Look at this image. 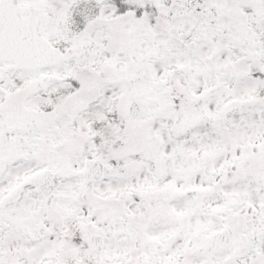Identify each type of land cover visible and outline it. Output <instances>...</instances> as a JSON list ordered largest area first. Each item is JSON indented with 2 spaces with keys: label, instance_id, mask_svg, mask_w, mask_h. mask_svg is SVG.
Segmentation results:
<instances>
[{
  "label": "snow or ice",
  "instance_id": "1",
  "mask_svg": "<svg viewBox=\"0 0 264 264\" xmlns=\"http://www.w3.org/2000/svg\"><path fill=\"white\" fill-rule=\"evenodd\" d=\"M0 264H264V0H0Z\"/></svg>",
  "mask_w": 264,
  "mask_h": 264
}]
</instances>
